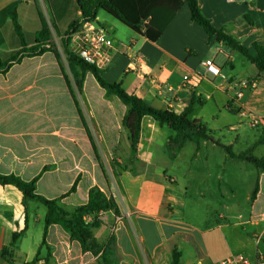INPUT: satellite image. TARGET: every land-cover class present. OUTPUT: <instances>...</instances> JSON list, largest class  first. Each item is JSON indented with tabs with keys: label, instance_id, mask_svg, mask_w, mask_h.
I'll return each mask as SVG.
<instances>
[{
	"label": "crops",
	"instance_id": "1",
	"mask_svg": "<svg viewBox=\"0 0 264 264\" xmlns=\"http://www.w3.org/2000/svg\"><path fill=\"white\" fill-rule=\"evenodd\" d=\"M196 1L214 27L224 28L251 54L254 43L264 48V0ZM12 9L25 43L34 44L43 19L56 41L57 54L47 50L0 69V174L34 179L36 194L56 200L66 211L86 204L94 188L114 197L122 217L116 220L113 211L102 212L98 216L101 223L91 232L102 246L114 238L117 264H170L174 248L180 253L179 264H215L238 254L264 264V172L254 167L253 183L245 193H221L218 183L210 191L213 193H197L193 212L188 214L183 183L193 160L205 150L201 170L216 165L214 180L219 181V166L228 158L240 159L230 158L209 142H201L199 149L187 143L170 157L167 142L173 131L149 116L141 119L137 151L132 157L122 124L126 106L116 96H106L90 72L79 90L63 48L60 51L58 47L69 24L80 18L76 0H0L1 62L20 49L9 16ZM100 12L95 24L113 42L102 68L104 80L121 82L127 94L158 110L180 114L189 107V119L204 124L209 135L235 155L259 139L264 126L251 127L245 118L230 111L228 104L238 81L246 80L251 86L239 103L264 114V74L258 76L246 59V65L236 68L233 60L238 53L231 56L209 38L191 20L186 4L156 42L124 29ZM71 44L72 37L69 50ZM135 52L143 55L144 62L132 66L130 57ZM208 58L219 67L220 75L206 71L202 63ZM184 75L189 78L188 87ZM263 145H256L251 156L263 157L264 152H258ZM215 149L223 154L216 156ZM205 203L212 205L207 207L212 215L197 214L194 220V211ZM45 213L43 204L28 200L24 206L18 189L0 184V264L33 262ZM21 231L8 262L1 250ZM45 240L47 249L39 252L45 264H98L96 256L82 252L79 243L58 225L48 227Z\"/></svg>",
	"mask_w": 264,
	"mask_h": 264
},
{
	"label": "trees",
	"instance_id": "2",
	"mask_svg": "<svg viewBox=\"0 0 264 264\" xmlns=\"http://www.w3.org/2000/svg\"><path fill=\"white\" fill-rule=\"evenodd\" d=\"M76 3L81 12L80 18L71 22L60 37V45L63 48L68 68L79 90L85 74L90 72L98 85L104 89L106 96L114 95L126 106L122 124L128 132L132 157H135L137 151L141 119L144 116H149L159 125L166 126L173 131V136L167 142V150L170 157H174L178 150L187 143H193L199 149L201 142H209L221 147L230 158L245 160L257 170L264 172V156L260 158L251 156L252 149L256 145L264 143V130L259 139L249 149L235 155L229 146H224L214 140L209 135L204 124L198 120L189 119V107L180 114H175L170 110L152 108L135 95L127 94L121 82L109 83L104 80L102 77L103 69L83 61L68 49L72 35L84 22L95 23L99 11L108 14L135 34L144 37L150 42H156L183 4L187 5L191 20L201 27L209 38H214L216 43L228 47L243 56L256 68L258 76L264 74V48L262 46L254 43L252 45L254 54H251L246 47L228 34L224 28L214 27L210 20L201 13L196 0H76ZM9 16L13 31L20 41V49L6 61H0V69L6 70L23 57L37 56L47 50L57 54L56 47L51 39L50 28L43 19L40 29L35 34L34 44L28 46L24 41L14 9L9 11ZM228 64L231 66L230 62ZM228 109L232 111L230 108ZM0 184L12 185L18 189L22 194L24 206L26 201L33 200L43 204L46 208L42 239L33 263L40 260V250L42 248L47 249L45 240L47 230L50 225L54 224L66 232L70 239L76 240L82 252H88L96 256L98 264H117L114 238L110 237L107 243L102 246L97 243L91 232V228L97 227L101 223L98 217L100 213L113 211L114 214H119L117 204L112 197H107L94 188L90 190L86 204L78 206L72 211H66L58 205L56 200L45 199L36 194L34 179L24 181L15 175L0 174ZM255 193L256 186L251 192V199L255 197ZM87 216L92 217L90 222L85 221ZM22 234L23 231L14 233L7 247L1 250V256L6 261H12L13 249ZM179 258L180 253L174 248L171 253L170 264H179Z\"/></svg>",
	"mask_w": 264,
	"mask_h": 264
},
{
	"label": "built area",
	"instance_id": "3",
	"mask_svg": "<svg viewBox=\"0 0 264 264\" xmlns=\"http://www.w3.org/2000/svg\"><path fill=\"white\" fill-rule=\"evenodd\" d=\"M111 49H113L112 39L104 32L101 27L97 26L93 22H84L72 35V44L70 48L71 52L77 55L83 61L95 65L99 69H102L106 66ZM143 62L144 57L139 52H135L130 57V64L132 66H135L136 64H142ZM202 64L206 71L212 76L220 75V69L212 59H205ZM188 79L189 78L187 75L182 77L183 83H186L185 87H188ZM248 86L251 85H249L246 80L238 81L234 91V96L230 100L228 108H230L232 111H235L239 116L245 118L251 127H262L264 126V114L250 111L239 103V99L243 96L244 91ZM112 198L114 199V197ZM126 216H128V213H126ZM121 217V215L116 216V220L120 219ZM90 219L91 217L88 216L86 217L85 221L89 222ZM28 264H45V262L43 260H38L35 263L31 262ZM215 264H256V261L245 255L238 254L223 259Z\"/></svg>",
	"mask_w": 264,
	"mask_h": 264
},
{
	"label": "rangeland",
	"instance_id": "4",
	"mask_svg": "<svg viewBox=\"0 0 264 264\" xmlns=\"http://www.w3.org/2000/svg\"><path fill=\"white\" fill-rule=\"evenodd\" d=\"M101 14H104L103 12H100ZM105 15V14H104ZM124 29H128L126 26ZM55 40V39H54ZM53 40V44L56 47V41ZM60 51H62L61 46ZM65 55H63L64 57ZM65 58V57H64ZM66 59V58H65ZM233 64L236 68H241L242 65H246L247 62L245 58H243L241 55L236 54L233 60ZM264 152V145L261 146L258 150V152ZM205 150H203L200 153V156H197L191 165V169L186 177V180L184 181V185L187 188V205H188V214L191 215L193 203L192 200L194 199V195L200 192L204 193H213L210 192L212 190H215L213 187L216 183L219 185V191L221 193H230L231 191H234V193H245L246 190L250 187V185L253 183L254 176H255V168L254 166L245 161V160H233L229 159L226 160L219 166L220 169V176L221 179L219 181L214 180V176L217 173V167L216 165H209L208 169L209 171H202V157L205 154ZM214 153L216 156H219L223 154V151L219 149H215ZM226 153V152H225ZM220 157V156H219ZM216 163V162H215ZM204 180V181H203ZM203 181V183H202ZM182 182H180L181 184ZM201 208L194 214V220H196L197 214L205 213V216L208 217L210 214L212 215V211H209L207 207L212 206L208 203L200 204ZM193 212V211H192ZM219 212V211H216ZM199 218H201L199 216ZM192 219V218H191ZM200 220V219H197Z\"/></svg>",
	"mask_w": 264,
	"mask_h": 264
},
{
	"label": "water",
	"instance_id": "5",
	"mask_svg": "<svg viewBox=\"0 0 264 264\" xmlns=\"http://www.w3.org/2000/svg\"><path fill=\"white\" fill-rule=\"evenodd\" d=\"M223 48H225L226 49V51H228L229 52V54L232 56L234 53H235V51L234 50H231L230 48H228V47H225V46H223Z\"/></svg>",
	"mask_w": 264,
	"mask_h": 264
}]
</instances>
